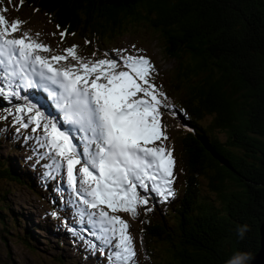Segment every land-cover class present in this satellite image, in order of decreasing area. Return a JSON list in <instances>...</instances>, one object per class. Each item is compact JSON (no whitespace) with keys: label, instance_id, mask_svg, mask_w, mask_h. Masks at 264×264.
I'll use <instances>...</instances> for the list:
<instances>
[{"label":"trees","instance_id":"16d2710c","mask_svg":"<svg viewBox=\"0 0 264 264\" xmlns=\"http://www.w3.org/2000/svg\"><path fill=\"white\" fill-rule=\"evenodd\" d=\"M18 4V15L38 13L80 40L73 45L81 57L118 59L112 46L120 37L145 30L175 63L169 74L173 88L162 87L169 108L178 113L170 114L178 120L170 139L181 189L167 204L151 196L147 207L153 210L141 207L132 218L139 264H226L236 251L253 257L264 221V0ZM1 179L29 185L6 159H0ZM6 209L15 223L17 216ZM0 222L6 224L4 214ZM244 224L250 230L240 240L235 230Z\"/></svg>","mask_w":264,"mask_h":264},{"label":"snow or ice","instance_id":"6c2138e0","mask_svg":"<svg viewBox=\"0 0 264 264\" xmlns=\"http://www.w3.org/2000/svg\"><path fill=\"white\" fill-rule=\"evenodd\" d=\"M21 29L20 20L10 23L0 13V80L6 82V95L21 99L17 89L41 88L62 117L53 120L38 104L26 102L17 107L15 123L43 133L37 139L47 149L42 158L50 160L48 175L66 172L75 203L85 206L76 214L98 242L88 241L89 248L105 255L107 264H138L130 224L117 213L136 219L141 207L153 210L147 207L152 195L165 203L177 195L174 149L164 144L169 137L161 118L162 109L178 113L153 82L156 68L139 55L142 49L98 61L79 56L76 45L64 55H42L52 52L50 46L28 32L17 37ZM66 35V30L60 33L61 42ZM69 58L76 63L68 64ZM4 92L0 87V94ZM73 130L83 134L82 150Z\"/></svg>","mask_w":264,"mask_h":264},{"label":"rangeland","instance_id":"374dc122","mask_svg":"<svg viewBox=\"0 0 264 264\" xmlns=\"http://www.w3.org/2000/svg\"><path fill=\"white\" fill-rule=\"evenodd\" d=\"M18 6V0H0V13H3L10 23L16 20L22 22L21 32L16 35L21 36L22 32H28L33 39L50 46L52 52L42 53V55H64L66 46L80 44V40L68 36H65L63 42L56 41L61 30H57V27L44 19L42 15L35 14L34 10V14L31 15L24 11L22 15H18L16 13ZM141 32L144 33L139 35L127 33L120 37L119 42L112 46L113 56L135 55L136 50L142 49L139 55L150 58L156 68V72L153 73L154 84L167 93V89L165 90L162 85L166 83L169 89L173 88L169 74L175 63L162 56L160 41L153 32H145V30ZM124 49H127L126 53L117 51ZM83 58L99 60L92 56ZM67 63L75 64L76 62L69 58ZM0 87L5 89L4 94H0V159H6L13 174L20 176L25 183H29L26 185L16 181L0 180V216L4 214L6 219V224L0 222V264H107L105 255L93 252L89 248L88 241H94L93 237L85 230L87 225L80 224V218L76 214L78 208L85 206L82 203H75L76 197L67 186L66 172L55 175L54 178L48 175L51 172V169L47 167L50 160L42 158L47 149L40 147L37 139L43 133L32 132V126L23 129L15 123V116L19 115L17 107L24 106L25 103L14 97H7L5 81L0 80ZM17 90L20 91V88ZM20 96L23 98L25 94L20 93ZM166 96L169 100L168 94ZM46 115L53 120H58L51 115ZM161 121L162 125L167 126L166 134L169 137L164 144L174 149L170 135L172 131H175L178 120L163 110ZM25 122H27V115H25ZM81 141L79 146L82 149ZM173 154L176 160V180L173 187L178 197L181 189L178 154L175 151ZM164 204L167 203L164 202ZM5 206L17 216L18 220L15 223L12 220L13 213ZM118 215L130 224V233L134 238L136 259L139 264L141 250L138 244V228L130 214L119 213Z\"/></svg>","mask_w":264,"mask_h":264},{"label":"clouds","instance_id":"9594fccd","mask_svg":"<svg viewBox=\"0 0 264 264\" xmlns=\"http://www.w3.org/2000/svg\"><path fill=\"white\" fill-rule=\"evenodd\" d=\"M249 226L239 225L236 228V236L243 240L245 238V234L249 231ZM253 257L252 254L249 252H243V251H236L233 253V255L229 258V260L226 262V264H251Z\"/></svg>","mask_w":264,"mask_h":264},{"label":"water","instance_id":"95a60500","mask_svg":"<svg viewBox=\"0 0 264 264\" xmlns=\"http://www.w3.org/2000/svg\"><path fill=\"white\" fill-rule=\"evenodd\" d=\"M260 233V248L258 252L253 256L251 264H264V221L259 227Z\"/></svg>","mask_w":264,"mask_h":264},{"label":"bare ground","instance_id":"6f19581e","mask_svg":"<svg viewBox=\"0 0 264 264\" xmlns=\"http://www.w3.org/2000/svg\"><path fill=\"white\" fill-rule=\"evenodd\" d=\"M65 128H67V127H65Z\"/></svg>","mask_w":264,"mask_h":264}]
</instances>
